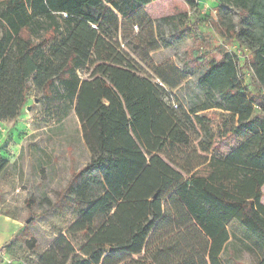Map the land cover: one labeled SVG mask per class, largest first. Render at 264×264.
Here are the masks:
<instances>
[{"label":"trees","instance_id":"16d2710c","mask_svg":"<svg viewBox=\"0 0 264 264\" xmlns=\"http://www.w3.org/2000/svg\"><path fill=\"white\" fill-rule=\"evenodd\" d=\"M31 4L0 0V123L33 90L57 124L75 115L90 154L50 209L71 203L76 216L35 264H224L232 224L264 264V0H213L212 32L237 46L220 60L185 12L151 26L193 41L183 65L202 97L185 106L115 44L119 17L138 23L134 1ZM8 166L0 156V175Z\"/></svg>","mask_w":264,"mask_h":264},{"label":"rangeland","instance_id":"374dc122","mask_svg":"<svg viewBox=\"0 0 264 264\" xmlns=\"http://www.w3.org/2000/svg\"><path fill=\"white\" fill-rule=\"evenodd\" d=\"M37 1L32 0L31 11ZM132 1L138 7V23L119 17L115 40L118 49L140 76L163 89L166 104L185 106L200 99L202 94L195 85L197 73L183 65L193 41L186 36H173L166 26H151L161 18L185 12L187 25L197 26L206 37L208 58L220 60L221 52L230 55L237 46L212 32L209 23L217 19L219 8L212 4L213 0H196L193 8H187L181 0ZM225 11L236 19L234 13ZM184 76L188 77L186 84L176 89L170 86ZM244 81L251 87L249 78ZM38 98L30 90L20 116L2 123L0 128V156L9 162L0 175V214L16 218L20 224L15 236L0 246V264H35L41 252L65 230L75 218L76 209L71 203L52 212L50 209L72 174L90 160L75 115L70 113L57 124L47 116L44 103ZM261 204L264 205V196ZM229 231L231 240L222 257L224 264H253L254 256L246 249L252 245L247 234L236 224L230 225Z\"/></svg>","mask_w":264,"mask_h":264},{"label":"crops","instance_id":"0c3cea01","mask_svg":"<svg viewBox=\"0 0 264 264\" xmlns=\"http://www.w3.org/2000/svg\"><path fill=\"white\" fill-rule=\"evenodd\" d=\"M19 227L20 224L16 218L0 214V246L9 242L19 231Z\"/></svg>","mask_w":264,"mask_h":264},{"label":"water","instance_id":"95a60500","mask_svg":"<svg viewBox=\"0 0 264 264\" xmlns=\"http://www.w3.org/2000/svg\"><path fill=\"white\" fill-rule=\"evenodd\" d=\"M28 222H29V219H28V220H26V222H25V223L27 224Z\"/></svg>","mask_w":264,"mask_h":264}]
</instances>
